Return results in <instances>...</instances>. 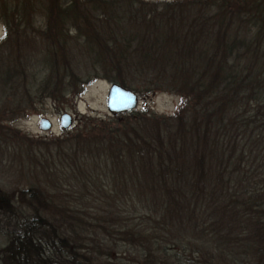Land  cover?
<instances>
[{"label":"trees","instance_id":"trees-1","mask_svg":"<svg viewBox=\"0 0 264 264\" xmlns=\"http://www.w3.org/2000/svg\"><path fill=\"white\" fill-rule=\"evenodd\" d=\"M79 1L98 6L80 11ZM65 4L54 12L61 26L108 25L89 48L104 71L129 73L147 95L182 102L173 116L146 110L133 114L141 116L134 125L102 122L95 138L83 127L54 139L66 170L52 159L34 173L58 198L37 185L13 200L0 191V217L15 223L0 227V264H93L89 243L105 239L110 255L124 248L113 264H264V0ZM6 68L2 84L12 86L15 69ZM100 168L109 178L95 173ZM65 174L87 193L97 189L98 203L66 206ZM106 183L113 193L98 190Z\"/></svg>","mask_w":264,"mask_h":264},{"label":"rangeland","instance_id":"rangeland-1","mask_svg":"<svg viewBox=\"0 0 264 264\" xmlns=\"http://www.w3.org/2000/svg\"><path fill=\"white\" fill-rule=\"evenodd\" d=\"M67 1L0 0V69L3 71L6 66H13L16 75L12 86L2 84L5 77L0 75V191L6 193L12 200L15 196L20 197L21 191L29 189L30 185H37L54 198H58L55 189L35 180L41 174L34 173L43 167H49L52 159L58 162L55 154L58 145L54 139H65L68 135L71 137L75 134L72 132L75 130L77 132L83 127L87 129L85 133H89L87 137L95 138V132L103 128L102 122L115 121L116 126L122 125L123 122L134 125L141 116L133 114L146 110L158 115L173 116L182 102L180 97L167 92L147 95L142 79L126 72L117 76L116 72L104 71L101 68L103 66L97 65L96 56L89 48L96 44L95 39L101 35L108 36L105 35L103 28L108 25L101 27L97 23L89 27L86 21L82 23L79 19L78 22L69 20L67 24L61 26L62 18L60 14L54 12L59 9L60 4ZM93 4L98 6L96 3L90 5L83 2L78 4L77 8L79 6L80 11L92 9ZM100 13L101 11L97 10L94 15L99 17ZM8 23L11 24L10 27ZM111 25L107 30H113L114 24ZM111 55L112 53L108 54V57ZM52 64L53 70L50 71L48 67ZM105 72L111 74L112 78H107ZM113 79H124L126 84L135 89L133 92L139 96V106L135 112L112 115L106 110V99L111 86L115 84L123 87L120 81L114 82ZM21 105H27L28 112L24 113L25 116L16 111ZM63 114L73 116L74 128L62 131L58 122ZM42 117L51 121L52 131L41 132L39 123ZM89 117L97 118L99 123L89 121ZM112 126L115 128L114 124ZM68 160L80 163L75 159ZM57 166H60L59 162ZM60 173L63 177L64 173L61 171ZM95 173L100 177H106L101 168ZM116 174L118 173L115 172V176H119ZM65 175L67 178L62 191L66 190L70 196L67 197L66 206L90 210L98 203L94 201L97 189L91 188L87 193L86 189L82 188L81 181H74L69 175ZM112 189L113 187L107 183L98 188L103 192H110ZM83 196H87L85 203L79 201L84 199ZM22 202L21 207L28 205L25 204L26 200ZM10 220V217H0L1 231L12 229L14 221L8 226ZM93 223L96 224L95 221ZM104 241L106 242L103 246H99L101 245L99 243L95 245L91 241L89 243L90 247H93L90 251L93 264L122 262L120 259L124 258L118 253L123 252L124 248L120 247L118 251L115 249L113 251L116 255H110L109 241L106 239ZM117 244L125 245L122 241H118ZM128 262L133 264L135 260L127 259L125 263Z\"/></svg>","mask_w":264,"mask_h":264},{"label":"water","instance_id":"water-1","mask_svg":"<svg viewBox=\"0 0 264 264\" xmlns=\"http://www.w3.org/2000/svg\"><path fill=\"white\" fill-rule=\"evenodd\" d=\"M107 100V110L112 114H122L137 110L139 106L138 95L121 86L113 85L111 87ZM60 126L62 130H67L73 125V118L69 114L61 117ZM52 123L42 118L40 123V130L48 132L51 130Z\"/></svg>","mask_w":264,"mask_h":264}]
</instances>
